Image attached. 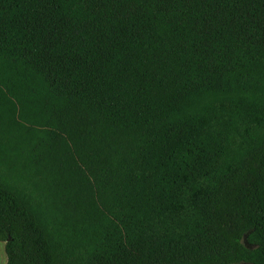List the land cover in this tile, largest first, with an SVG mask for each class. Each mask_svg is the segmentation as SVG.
I'll use <instances>...</instances> for the list:
<instances>
[{"label":"trees","instance_id":"1","mask_svg":"<svg viewBox=\"0 0 264 264\" xmlns=\"http://www.w3.org/2000/svg\"><path fill=\"white\" fill-rule=\"evenodd\" d=\"M6 264H264V0H0Z\"/></svg>","mask_w":264,"mask_h":264},{"label":"rangeland","instance_id":"2","mask_svg":"<svg viewBox=\"0 0 264 264\" xmlns=\"http://www.w3.org/2000/svg\"><path fill=\"white\" fill-rule=\"evenodd\" d=\"M0 264H6V256L4 252V243H0Z\"/></svg>","mask_w":264,"mask_h":264}]
</instances>
